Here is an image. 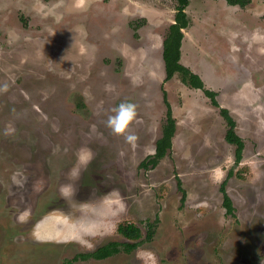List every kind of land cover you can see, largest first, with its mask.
<instances>
[{"label": "rangeland", "instance_id": "obj_1", "mask_svg": "<svg viewBox=\"0 0 264 264\" xmlns=\"http://www.w3.org/2000/svg\"><path fill=\"white\" fill-rule=\"evenodd\" d=\"M177 6L0 0V264H72L131 242L118 231L129 222L142 230L138 248L74 264H264V0H190L183 31L181 63L234 118L238 163L221 108L180 75L166 79ZM164 92L173 146L142 167L166 123ZM121 102L137 108L134 144L105 126ZM42 221L58 233L40 236Z\"/></svg>", "mask_w": 264, "mask_h": 264}, {"label": "trees", "instance_id": "obj_2", "mask_svg": "<svg viewBox=\"0 0 264 264\" xmlns=\"http://www.w3.org/2000/svg\"><path fill=\"white\" fill-rule=\"evenodd\" d=\"M230 5H239L241 7L248 6L252 0H226ZM178 6L176 8L177 12L175 15V23L171 24L169 34L167 35L163 44V59L165 63V70L167 80H171L176 74L180 75L181 81L196 90H202L206 96L210 98L212 103L221 108V116L227 121L229 130L226 133V141L236 147V162H240L242 159V153L245 148L243 139L236 133V122L231 116L230 111L226 108L220 106L217 101V93L205 88V82L202 77L192 71L189 67L184 66L181 63L182 58V44L184 39V30L190 26V20L186 13V8L190 4V0H177ZM164 99L167 105V119L163 127V134L160 139L156 142V152L154 156L148 157L141 163L142 167H147L149 165L156 166L159 160L167 154V151L173 146V138L176 132V120L173 116V110L171 104L168 101L167 93L164 92ZM232 175V171L229 174ZM225 181L221 185V192L223 193V206L229 214L235 212V207L233 205L232 199L229 197L225 189ZM178 188L183 192V199L186 197V192L182 189L181 181L178 179ZM154 225L152 223L148 224V234L147 239L150 240L155 233ZM119 233H121L126 239L131 242H125L123 244L113 242L99 248L96 252L90 254H80L79 257L82 259H88L93 257L95 259H106L113 256L114 254L122 251L126 253H131L133 250L138 248L142 243L143 233L140 227L134 223H125L119 225ZM121 246V247H120Z\"/></svg>", "mask_w": 264, "mask_h": 264}, {"label": "clouds", "instance_id": "obj_3", "mask_svg": "<svg viewBox=\"0 0 264 264\" xmlns=\"http://www.w3.org/2000/svg\"><path fill=\"white\" fill-rule=\"evenodd\" d=\"M138 120L137 108L134 103L121 102L112 109V114L107 117L105 126L114 135L121 136L128 144H134L138 137L131 131Z\"/></svg>", "mask_w": 264, "mask_h": 264}, {"label": "flooded vegetation", "instance_id": "obj_4", "mask_svg": "<svg viewBox=\"0 0 264 264\" xmlns=\"http://www.w3.org/2000/svg\"><path fill=\"white\" fill-rule=\"evenodd\" d=\"M177 1V0H176ZM253 1V0H252ZM226 3H228L227 1H226ZM252 3V2H251ZM250 3V4H251ZM229 4V3H228ZM249 4V5H250ZM230 5V4H229ZM248 5V6H249ZM230 6H238L239 8H246V7H248V6H246V7H241V6H239V5H230ZM187 9H188V7L186 8V13H187ZM177 11V10H176ZM188 15V14H187ZM190 20V19H189ZM175 22V21H174ZM191 23V22H190ZM163 134V133H162ZM161 138V137H160ZM159 138V139H160ZM174 139V138H173ZM226 140V139H225ZM227 142V141H226ZM228 143V142H227ZM229 144V143H228ZM115 242H117V241H115ZM110 243H113V242H109V243H106V244H104V245H101L100 247H97L94 251H92V252H87V253H85V254H90V253H94V252H96L99 248H101V247H103V246H105V245H108V244H110ZM117 243H120V242H117ZM121 247V246H120ZM120 253H122V251H120V252H118V253H116V254H114L113 256H116V255H118V254H120ZM77 256H79L78 254H76L75 256H73V260H72V264H74L75 262H77V261H79V260H82V261H90V260H94V261H103V260H106V259H108V258H111V257H113V256H111V257H108V258H106V259H95V258H93V257H90V258H88V259H82L81 257H79V259L78 260H75L74 261V259L77 257Z\"/></svg>", "mask_w": 264, "mask_h": 264}, {"label": "bare ground", "instance_id": "obj_5", "mask_svg": "<svg viewBox=\"0 0 264 264\" xmlns=\"http://www.w3.org/2000/svg\"><path fill=\"white\" fill-rule=\"evenodd\" d=\"M65 225V224H64ZM38 228H39V232H40V236H41V234H45V232H47V230L49 231V232H51L53 235H55V234H57L58 233V228H56V226H55V228L54 227H52L51 225H50V223H48V222H41L40 224H39V226H38ZM51 228H53V230H51ZM70 230H72V232L73 231H77L78 230V228H69ZM36 231H38V230H36ZM70 232V231H69ZM47 234V233H46ZM66 234H68V233H66ZM38 236H39V233H38ZM60 236V235H59Z\"/></svg>", "mask_w": 264, "mask_h": 264}, {"label": "crops", "instance_id": "obj_6", "mask_svg": "<svg viewBox=\"0 0 264 264\" xmlns=\"http://www.w3.org/2000/svg\"><path fill=\"white\" fill-rule=\"evenodd\" d=\"M182 47H183V44H182ZM181 60H182V58H181Z\"/></svg>", "mask_w": 264, "mask_h": 264}]
</instances>
